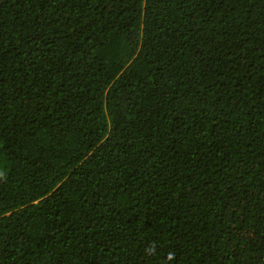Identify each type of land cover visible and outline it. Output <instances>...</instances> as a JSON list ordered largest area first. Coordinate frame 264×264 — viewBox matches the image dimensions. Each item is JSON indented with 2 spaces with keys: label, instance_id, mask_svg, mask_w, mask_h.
<instances>
[{
  "label": "trees",
  "instance_id": "1",
  "mask_svg": "<svg viewBox=\"0 0 264 264\" xmlns=\"http://www.w3.org/2000/svg\"><path fill=\"white\" fill-rule=\"evenodd\" d=\"M0 264H264V0H0Z\"/></svg>",
  "mask_w": 264,
  "mask_h": 264
}]
</instances>
